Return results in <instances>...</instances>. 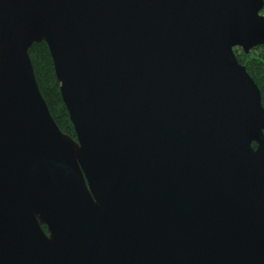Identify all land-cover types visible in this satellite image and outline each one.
I'll use <instances>...</instances> for the list:
<instances>
[{"label":"water","instance_id":"1","mask_svg":"<svg viewBox=\"0 0 264 264\" xmlns=\"http://www.w3.org/2000/svg\"><path fill=\"white\" fill-rule=\"evenodd\" d=\"M263 6L0 0V264H264Z\"/></svg>","mask_w":264,"mask_h":264},{"label":"trees","instance_id":"2","mask_svg":"<svg viewBox=\"0 0 264 264\" xmlns=\"http://www.w3.org/2000/svg\"><path fill=\"white\" fill-rule=\"evenodd\" d=\"M262 11H264V6L260 12L262 13ZM234 52L237 60L245 66L247 72L257 84L264 107V45L253 47L248 53H245L240 47H234ZM28 54L39 90L54 121L63 132L75 138L73 125L60 95L59 81L54 72L47 44L44 41L32 43L28 49Z\"/></svg>","mask_w":264,"mask_h":264},{"label":"rangeland","instance_id":"3","mask_svg":"<svg viewBox=\"0 0 264 264\" xmlns=\"http://www.w3.org/2000/svg\"><path fill=\"white\" fill-rule=\"evenodd\" d=\"M261 13V12H260ZM261 14H263L264 15V11H262V13ZM44 230H45V227H44Z\"/></svg>","mask_w":264,"mask_h":264},{"label":"flooded vegetation","instance_id":"4","mask_svg":"<svg viewBox=\"0 0 264 264\" xmlns=\"http://www.w3.org/2000/svg\"><path fill=\"white\" fill-rule=\"evenodd\" d=\"M258 46V45H257Z\"/></svg>","mask_w":264,"mask_h":264}]
</instances>
